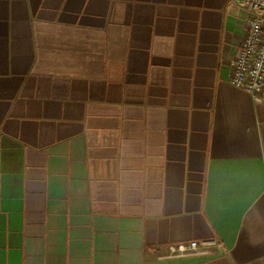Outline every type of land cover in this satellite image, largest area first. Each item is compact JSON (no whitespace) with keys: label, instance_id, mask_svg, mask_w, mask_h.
I'll return each mask as SVG.
<instances>
[{"label":"crops","instance_id":"1","mask_svg":"<svg viewBox=\"0 0 264 264\" xmlns=\"http://www.w3.org/2000/svg\"><path fill=\"white\" fill-rule=\"evenodd\" d=\"M239 1L0 0V264H264Z\"/></svg>","mask_w":264,"mask_h":264},{"label":"built area","instance_id":"2","mask_svg":"<svg viewBox=\"0 0 264 264\" xmlns=\"http://www.w3.org/2000/svg\"><path fill=\"white\" fill-rule=\"evenodd\" d=\"M246 13L243 38L235 49L229 83L248 94L255 103L264 102V0H241ZM216 241H192L168 246L167 258L206 256Z\"/></svg>","mask_w":264,"mask_h":264}]
</instances>
